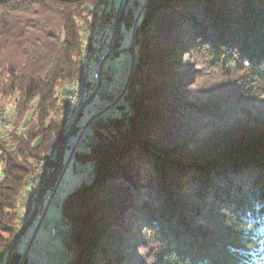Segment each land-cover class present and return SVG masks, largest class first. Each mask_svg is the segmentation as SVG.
Wrapping results in <instances>:
<instances>
[{
	"label": "trees",
	"instance_id": "obj_1",
	"mask_svg": "<svg viewBox=\"0 0 264 264\" xmlns=\"http://www.w3.org/2000/svg\"><path fill=\"white\" fill-rule=\"evenodd\" d=\"M109 4L0 0V19L14 25L0 33L8 42L0 101L13 106L15 118L12 131L0 135V264L19 231L27 181L60 134L62 97L78 81L81 47L97 23L111 21ZM135 20L127 6L120 27L130 31ZM171 38L174 47L159 48ZM135 50L126 96L135 107L132 128L122 132L110 117L97 120L77 154L88 173L94 166L93 175L62 201L71 264H106L107 239L109 264H119L124 234L133 239L127 221L136 209L146 219L127 248V264H138L142 253L153 264H264V111L254 103L264 95V0H151L135 28ZM192 50L227 72L233 90L217 87L178 104L173 89L180 77L169 57ZM185 105L206 125L189 128ZM101 127L120 144L110 143ZM232 149L208 171L182 164Z\"/></svg>",
	"mask_w": 264,
	"mask_h": 264
},
{
	"label": "rangeland",
	"instance_id": "obj_2",
	"mask_svg": "<svg viewBox=\"0 0 264 264\" xmlns=\"http://www.w3.org/2000/svg\"><path fill=\"white\" fill-rule=\"evenodd\" d=\"M138 1H139L138 7L134 5L135 0H129V2H127L125 8L127 6L132 7L134 17L136 18L134 26L129 31L125 27V25H122L121 32L124 35V42L123 44H121V47H120L121 52L117 54L115 59L109 60L105 66V68L109 70L114 76V80L111 83L106 84V90H108L112 95L116 97L119 96V94L124 90L127 80L129 78L130 72H131L132 56L129 54V50H130L129 48L131 47L132 41H133L131 31L133 30L135 32L137 22L139 18L141 17L144 9L147 6L145 5L147 0L146 1L138 0ZM111 10H112V7L109 5V12H111ZM98 14H100V11L98 12ZM119 18L121 19V17ZM113 20H114V17L111 18L110 22H113ZM110 22H107L106 24L100 23V25L106 26ZM12 26L14 25L12 21H10L9 19H3V20L0 19V33L2 32L4 33V31L5 32L9 31V29ZM156 33L157 31H153V32L149 31V34L151 36L150 38L152 39ZM161 42L162 43L159 48L167 49L170 47H174L175 41L171 38L169 44H167V41L164 39L161 40ZM6 44L8 45V42L0 39V60H3L4 58H6V53L8 54V51H7L3 55V52H4L3 49L6 46ZM202 54L203 53L200 50L199 51L192 50L191 53L189 54H184L183 52L180 53L179 51L174 56L171 55V57H169L172 60L173 66L175 67L176 75L180 77V80L175 83L174 89H173V93L178 98V104H179L180 99L181 100L183 99L191 100L195 98L201 99L202 96L205 95V93L212 92V90L216 89L217 87L224 86L225 88L232 89V90L234 88V87H231L232 86L231 83H233V80H230V77L229 75H227V72L221 71L218 69H213L211 65L204 60ZM67 89H68V86H67ZM259 96H260L259 99L255 100L254 103L256 106L260 107L264 111V95L262 94ZM3 105L12 106L11 104H4V102L0 101V106H3ZM108 107H109V103L106 101H101L98 99L92 100L87 105L85 110L83 111L82 117L79 122V126L83 127L94 116L106 112ZM185 107L186 108L184 109L182 108V111L184 110V114H186V117H187L186 122L189 128H192L196 125L203 126L206 123L207 121L206 118L195 117L193 115L189 116V114H193V113H189L192 110L189 109L188 106L186 105ZM12 115L14 117V108H13ZM185 126L186 124L182 127L186 128ZM91 133L92 132L89 130L87 132V135L88 134L90 135ZM0 135H3V134H0ZM138 144L139 145L141 144L140 146H144L145 148L150 150L154 156L162 157L163 159L166 160L165 156L160 153V150L154 148L151 145H146L144 142H140ZM83 145L84 143L82 142V147ZM50 152L51 150L48 153ZM59 155L60 154H57L56 152V156H59ZM66 157L67 155L65 154L64 165L66 164V159H67ZM35 171H36V168H35ZM88 175H89L88 167L84 164H72L69 166L61 182L59 192H58V198H56V200H54L51 203L47 216L43 222L42 228L38 231V233L36 234V236L34 237L32 241L30 239L27 240L24 237L17 246V252L22 257V259L25 258L24 261L27 259L28 264H71L72 255L69 253L67 249V245L65 244L66 237L69 233L68 231L69 228L66 225H61L58 228L57 233L55 234L52 232V229L55 223H60L61 221H63L62 201L65 199L67 195L73 193L76 189L81 187L85 181H88L89 179ZM147 176H150V175H147ZM152 177L153 179L155 178L153 175ZM218 182H220V179L218 180ZM22 199H23V194H22ZM24 200H21V206L19 209V210H21V208L24 209V211L23 210H21L22 212L20 211L21 216H22L21 223L23 219L26 218ZM38 217H41V216L39 215ZM141 219L142 220L146 219V215H144V212L141 211L140 209L138 210L136 209L134 215L130 218V220L127 221L128 227H131L130 234L133 235V239L127 240L126 238L127 234H124V237L122 239V246L120 247L121 261H119V264H127L129 261V257H128L129 255L126 256L125 254L127 253L129 254V251L127 250V248H129L130 244L135 240V238L139 236L138 232L141 227V223H140ZM39 221L40 219L35 220L34 224L29 229L33 230L35 226L39 223ZM20 225H19V229H20ZM17 236H18V233H17ZM104 242H106L107 245L106 243L104 244L103 246L104 253L101 256L105 258L104 262H106V264H109L110 260H109V253L107 251V248L111 244L112 241L110 239H107ZM146 254L142 253V257L140 259L141 261L138 264H153V261L146 258ZM101 256L97 255L95 259H99Z\"/></svg>",
	"mask_w": 264,
	"mask_h": 264
},
{
	"label": "built area",
	"instance_id": "obj_3",
	"mask_svg": "<svg viewBox=\"0 0 264 264\" xmlns=\"http://www.w3.org/2000/svg\"><path fill=\"white\" fill-rule=\"evenodd\" d=\"M146 1V0H145ZM129 0H109L112 7L111 12H115V23L113 26H102L96 24L88 37L86 47V86L84 88L83 108L80 115L69 116L67 129L69 131V141L62 149L59 156H55L56 169L52 172H44L36 179H32L31 196L29 204L25 205L26 218L23 219L18 234L27 226L30 216H32L35 207L38 205L37 214L41 215L39 223L33 230H28L24 236L27 240H33L37 232L41 229L43 221L47 216L51 203L58 198V192L63 180L64 174L72 164H80L77 154L80 151L85 134L93 128L98 116L91 118L83 127L79 126V122L83 111L87 105L94 99L105 100L108 93L105 84L110 80L111 75L106 71L105 65L114 57L116 52L118 22L120 17V9L122 5ZM148 2V0H147ZM68 100H74V94H70V90L66 93ZM6 123H1L4 126ZM65 154L67 155L66 164ZM2 168V166H1ZM40 201V202H39ZM36 214V217H37ZM34 224V223H33ZM58 225H56L55 230Z\"/></svg>",
	"mask_w": 264,
	"mask_h": 264
},
{
	"label": "water",
	"instance_id": "obj_4",
	"mask_svg": "<svg viewBox=\"0 0 264 264\" xmlns=\"http://www.w3.org/2000/svg\"><path fill=\"white\" fill-rule=\"evenodd\" d=\"M151 0H148V2H146L145 5H147ZM126 6V2L122 5L121 9H120V17L121 14L124 10ZM145 7V6H144ZM132 34V45H131V49L129 50V54L132 56V67H131V72L129 75V78L127 80V83L125 85L124 90L119 94V96H114L112 95L108 90H106V92L108 93V98L102 101H106L109 103V107L107 109L106 112L96 115L98 116L97 120L101 117H110L111 119H114L118 122L121 123V131L122 132H128L130 131V126H131V118L135 112V107L130 104L127 100H126V96L128 94V90H129V83L131 82L132 79V75H133V71H134V67H135V61H136V50H135V32L132 30L131 31ZM117 42H116V52L114 54V57L112 59H115L117 54L121 52V44H123L124 42V35L121 32V27H120V18H119V22H118V31H117ZM111 59V60H112ZM106 66V65H105ZM107 72L110 73L111 78L110 80L106 83L109 84L114 80V76L113 74L106 69ZM106 84H105V89H106ZM82 117V116H81ZM95 117V116H94ZM97 120L95 121V123L97 122ZM95 130V124L93 126L92 129H90V131H94ZM96 130L102 134L106 139H108V141L114 145H119L120 141H118V139L116 138V136L113 134V132L105 127H101V128H96ZM87 134V133H86ZM85 134V135H86ZM129 140H126L125 142H128ZM83 142V141H82ZM82 145V144H81ZM81 148V146H80ZM233 151V149L231 151H229V153L223 154L221 157L218 158H213V159H205L202 160L200 162H194V163H182L183 166L185 167H197V168H201L203 170H211L214 167L219 166L221 160L226 157L228 154H230ZM160 153L163 155V153L160 151ZM80 163V162H79ZM93 169L94 166L91 168L90 172L88 173V178L90 179L93 175ZM40 202V201H39ZM38 212V205L35 207L33 214L27 224V226L18 234V236L15 238V240L13 241L11 248L8 251L7 254V258H6V264H23L24 259H22V257L20 255L17 256V258H12V254H13V250L15 248V246L24 238V236L27 234L29 228L33 225V223L35 222V220L40 219V217H38L39 215L37 214ZM37 214V217H36ZM41 216V215H40ZM46 218V217H45ZM45 220V219H44ZM44 222V221H43ZM38 223V222H37ZM56 231L55 230V227ZM61 225H66L69 230H70V226L68 225V223L63 219V221H61L60 223H55L54 227L52 229V232L55 234L58 231V228ZM43 226V224H42ZM42 228V227H41ZM68 230V231H69ZM38 233V232H37ZM69 234V233H68ZM68 236V235H67Z\"/></svg>",
	"mask_w": 264,
	"mask_h": 264
},
{
	"label": "bare ground",
	"instance_id": "obj_5",
	"mask_svg": "<svg viewBox=\"0 0 264 264\" xmlns=\"http://www.w3.org/2000/svg\"><path fill=\"white\" fill-rule=\"evenodd\" d=\"M113 13L114 20L106 26H113L115 23V12ZM86 47L87 40L84 41L81 47V53L79 58V78L76 83L70 85L69 90L70 94H74V100H68L67 95L63 97L62 111L59 117L60 121V134L56 136L54 140V147L50 153L45 155L44 158L36 166L35 174L28 179L26 188L23 192V199L26 204H29L31 196L32 179H36L38 176L42 175L44 172H52L56 169V152L60 154L62 149L69 141V131L67 129L69 116L80 115L83 108V99H84V88L86 86V76H85V66H86ZM0 116L1 123H6L4 126H0V134H5L14 128L15 120L12 116V107L11 106H0ZM65 144V145H64ZM2 170L0 166V171ZM24 203V204H25ZM24 211V209L21 208ZM20 210V211H21ZM22 212V211H21ZM24 213V212H23ZM22 213V215H23ZM21 226V225H20Z\"/></svg>",
	"mask_w": 264,
	"mask_h": 264
}]
</instances>
